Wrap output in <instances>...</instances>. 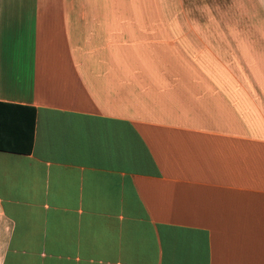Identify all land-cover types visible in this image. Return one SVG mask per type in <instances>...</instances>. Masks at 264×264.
Wrapping results in <instances>:
<instances>
[{"label":"crops","instance_id":"1","mask_svg":"<svg viewBox=\"0 0 264 264\" xmlns=\"http://www.w3.org/2000/svg\"><path fill=\"white\" fill-rule=\"evenodd\" d=\"M0 264H264V0H0Z\"/></svg>","mask_w":264,"mask_h":264}]
</instances>
